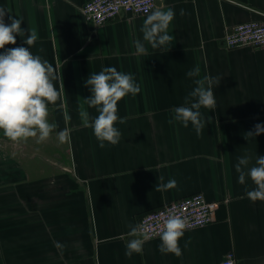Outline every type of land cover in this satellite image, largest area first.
Instances as JSON below:
<instances>
[{"label": "crops", "instance_id": "crops-1", "mask_svg": "<svg viewBox=\"0 0 264 264\" xmlns=\"http://www.w3.org/2000/svg\"><path fill=\"white\" fill-rule=\"evenodd\" d=\"M87 1L0 0L25 30L0 52L28 47L24 40L35 32L31 52L56 68L53 83L65 89L48 106L57 128L45 141L13 142L0 131V143H20L19 157L0 152V264H220L230 250L237 264H264V201L248 199L245 189L255 185L250 178L239 184L235 171L238 157L250 155L252 167L264 156V133L245 136L264 124V47L229 48L224 40L227 27L262 19L264 0H156L155 8L175 12L172 40L158 49L145 43V54L135 41H143L155 8L94 25L82 13ZM104 67L131 73L141 91L118 102L117 115L126 118L115 125L121 140L101 149L88 126L98 112L85 102V81ZM196 67L199 78H221L217 107L200 110L206 123L199 137L190 123H169L195 87L186 73ZM62 130L69 133L64 143ZM33 139L37 151L27 149ZM160 176L178 186L157 191ZM199 191L219 205L211 223L185 229L181 257L162 254L160 236L145 241L142 254L125 255L129 225Z\"/></svg>", "mask_w": 264, "mask_h": 264}, {"label": "clouds", "instance_id": "clouds-1", "mask_svg": "<svg viewBox=\"0 0 264 264\" xmlns=\"http://www.w3.org/2000/svg\"><path fill=\"white\" fill-rule=\"evenodd\" d=\"M180 14L184 15L183 9ZM6 15L11 21L10 24L5 23ZM174 17L175 12L172 9L155 8L144 20L141 29L143 41H135L136 51L145 54V43L150 44L153 49L166 47L172 40L168 29ZM22 23V19L10 15L5 8L0 7V49H5L6 45H15L17 35L25 36ZM29 33L24 40L28 47H13L0 52V131L13 142L37 136L39 142L48 139L57 128L55 123L48 120V106L55 104L61 91L65 90L62 84L61 91H58L53 83L58 79L56 68L31 52L30 47L36 42L37 36L35 32ZM186 75L195 78V87L184 98V104L172 110L174 115L169 123L180 122L184 127H188L190 123L199 137L206 123L200 110H215L217 107L213 89L220 85L221 78L211 75L199 78V67L188 71ZM85 86L91 92L85 102L98 112L88 125L93 129L98 146L103 149L106 145H117L122 133L115 125L117 122L126 123V118L117 115L118 102L128 94L137 95L141 91L139 84L131 73L118 71L115 67H104L99 73L89 75ZM262 133L264 124L258 123L245 136L255 139ZM58 139L61 143L67 141L68 131H60ZM250 160V155L238 157L235 165L238 183L245 185L246 178H250L255 188L245 189L248 199L252 202L264 201V156H257L255 166L252 167H249ZM158 179L160 183L156 184L157 191H167L178 186L175 179H169L166 183L163 182V176ZM186 226L185 219L176 215H171L164 221L159 245L162 254L171 253L178 258L182 256L179 241L184 236ZM129 229L128 236L133 239L128 240L125 255L131 258L134 253H143V245L149 237L140 225H129ZM55 247L63 251L65 245L56 242Z\"/></svg>", "mask_w": 264, "mask_h": 264}, {"label": "built area", "instance_id": "built-area-1", "mask_svg": "<svg viewBox=\"0 0 264 264\" xmlns=\"http://www.w3.org/2000/svg\"><path fill=\"white\" fill-rule=\"evenodd\" d=\"M156 6V0H88L82 6V13L87 22L102 25L117 17L120 13L145 15ZM262 19L237 23L227 27L224 40L229 48L250 46L264 47V13ZM219 202L209 199L199 191L170 201L163 206L149 211L140 220L149 238L160 236L164 221L171 215L186 221V229L205 226L213 221L214 212ZM220 264H237L235 252L230 250Z\"/></svg>", "mask_w": 264, "mask_h": 264}, {"label": "rangeland", "instance_id": "rangeland-1", "mask_svg": "<svg viewBox=\"0 0 264 264\" xmlns=\"http://www.w3.org/2000/svg\"><path fill=\"white\" fill-rule=\"evenodd\" d=\"M49 116H50V114H49ZM49 116H48V120L51 121V118ZM50 135H53V132ZM28 143L30 144V145H27V149H29V151H37L38 150V148H37V140L36 139L30 140V141H28ZM19 144L20 143H17V145L15 146V145H10V144H4L2 142V143H0V152H1V154L8 153L9 155H13V156L19 157L18 154H17V153H19V150H17V146ZM0 165H3V164H0Z\"/></svg>", "mask_w": 264, "mask_h": 264}]
</instances>
